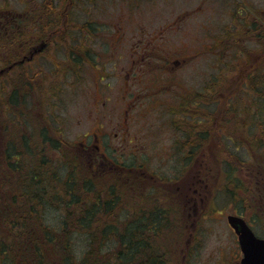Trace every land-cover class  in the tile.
Listing matches in <instances>:
<instances>
[{
    "label": "rangeland",
    "instance_id": "374dc122",
    "mask_svg": "<svg viewBox=\"0 0 264 264\" xmlns=\"http://www.w3.org/2000/svg\"><path fill=\"white\" fill-rule=\"evenodd\" d=\"M42 1L0 0V9L6 8L9 11L21 12L22 6L25 4H28L31 9L34 5L41 4ZM242 1H247L254 9L257 6L264 7V0ZM50 3L52 4V0ZM53 3L55 12L50 14L49 19L59 18L66 24H59V27L54 28L53 33L48 35L46 40H49V43H47L48 47L45 51H42L44 47L41 42L45 41L43 39L36 41L31 46L28 55L24 54L20 57L22 60H27L33 54L30 62L24 61V63L26 76L31 79V83L28 85L35 87L36 95L31 98L32 101L26 100L27 107L23 112L19 103L15 109L16 113L12 116L6 111L7 108L10 109L7 106L8 95L14 91L21 97L24 87L22 81H15L16 76H8L9 78L4 81L5 87H0V157L5 142L10 140L9 136L15 141L23 139L24 136L32 148L31 153L24 152V154L26 158L32 160L36 155L37 148L35 144L37 141H34V137L38 133L42 135L41 131L44 130L46 136L54 137L64 145L68 144L70 146L69 153L75 155L76 158V149L79 148V143L83 142L85 134H90L88 131L94 126L93 118L98 115L103 117L106 126L109 123L108 132L113 133V135L111 134L110 155L115 163V168L125 174L130 172L123 167L136 168V173L132 174L137 177H131V179H139V177L143 179L141 182L137 181L140 183L138 193L140 195L148 194V190L152 191V188L162 190L164 194L162 196L159 194L155 201L163 203L161 200H167L168 197L170 198V194L176 191V187L179 185L177 179L181 178L184 164L182 165L178 159H168L163 154L162 151L168 147L171 141L168 139L169 134L160 132L153 138H148L150 127L153 130L154 125L168 120L164 114L144 113V109L152 104L149 96L143 102H137L138 105L143 106L138 109V112L123 115L124 102L121 97L123 90L127 88L123 85V78L124 76H152L156 78L155 83L160 90L154 97L166 106L176 104L171 90L168 93H163L164 87L168 86L167 83H176L175 86L180 88L184 85L185 90H191L193 86L197 85L198 90L203 92L214 80L216 82V78L221 76L226 77V84L228 83L229 87L224 85L227 88L225 95L228 97L230 94L232 95V103L238 102V98H241L247 105L257 102L253 92L250 91L251 80L249 83L246 79L250 76H245L238 71L243 61L241 52L234 51L244 43V35L240 29L243 25L253 22L252 12L249 13L247 22L244 15H242L243 17L231 16L234 7L240 8V0H71L69 4L67 0H53ZM45 4L47 5V3ZM66 4L70 6L68 13L71 15L67 13L61 16L60 14L65 13L63 8ZM68 17H70L69 23H67ZM231 18L235 20L233 26H231ZM86 27H88V33ZM28 37L30 39V36ZM136 45H140V48H137ZM247 47L251 48L250 45ZM151 51L157 54L155 61L139 66L136 64V69L132 68V62L137 61L139 57L155 56L150 54ZM226 52H229L228 55ZM71 54L75 56L74 61L79 64L78 68L72 62ZM217 54H220L219 57ZM50 60H52L51 63H49ZM170 61L179 62V65L173 67L172 71L164 69L166 63ZM184 61H186L185 64H183ZM252 63V67L257 66V61ZM164 76L177 77L167 80L168 77ZM38 86H41L45 92L37 91ZM169 88L180 89L173 86ZM139 89L141 86L129 90L134 91V95L140 91ZM27 94L25 97L28 96ZM233 96L237 97L233 98ZM98 99L99 102L96 104L95 101ZM100 99L106 101L104 107L101 106ZM128 99L131 100V98ZM222 102L224 105L221 104L222 107H219L218 110L216 107L211 110L203 108L210 110L214 115L217 114L218 120L223 123L217 125L221 127V131L217 129L218 136L225 133L224 127H231L232 136L240 141L243 136L250 133L259 137L258 130L254 131L249 128L250 130L247 129L246 132L245 129H240V119H235L233 115H227L229 108L227 109L226 106L230 102L223 99ZM24 114L27 116H23ZM237 114L240 117L244 116L238 111ZM259 116L260 114H256L255 109L252 107L249 109L248 120L256 119ZM22 117L28 122L27 124L24 119H21ZM179 118L182 120V117ZM124 119L126 124L123 123ZM255 125L257 124L254 122L253 126ZM119 127L125 128L126 133L129 131L131 136L135 134V144H131V140L126 139L127 142H125L122 138L120 139ZM163 134L165 135L162 136ZM216 142L217 140L207 142L208 144L205 146L207 152L203 151V153H207L204 159L201 158L199 162H184L189 164L188 170L186 169L188 173L184 180L185 186L192 184L193 175L198 170L197 166H200V184H198L200 186V202L195 207L196 214L187 210L191 204H184L183 209L179 204V212L173 214V218L180 215L184 221L181 218V224L167 226L161 222L164 226H161L160 237L156 242L165 250L168 249V244L171 245L170 249L175 264H181V262L184 264H211L210 259L215 251L217 253V249L226 247L232 249L234 233L227 225L226 217L228 215L243 217L256 236L264 239L263 217L250 220L244 214L247 211L243 203L230 201V197L220 191L224 186V182L218 180L221 178L219 168L222 157L220 154L218 156L220 148ZM37 144H41V150L47 153L43 160L48 162L49 167L53 168L61 163L62 170L66 167L71 174L74 173L73 163L69 156L67 159L64 155L60 156L61 154L57 150H52L49 146L44 147L42 143ZM227 144L245 161V165L251 164L249 155L245 154L244 149L236 148L230 140H227ZM207 156L211 157L213 166L207 164L210 161V159L207 161ZM85 159L86 157L83 155L75 160L80 182L83 181V176L90 177L92 182L91 191L85 197L86 201L82 205H85L89 198H93L96 190H102L109 181L107 175L112 174V171L104 173L101 170L102 174L93 172L89 162ZM36 160L33 159L29 163L22 161L25 164L23 168L29 172L30 166L33 165L34 170ZM245 165L238 168L236 175H239L238 178L243 176L248 179L250 190H254L259 187L257 182L259 178L253 176L252 181L247 178L251 172L248 169L249 166L245 167ZM193 166L197 169L194 170ZM45 168L43 170L46 171ZM213 168H215L214 174H212ZM3 176L1 177L6 180L3 182L6 185L3 186V184L0 187L1 212L11 209L8 208L11 195H7L11 190L7 185L11 186L13 182L19 181L24 173L16 174L12 171L7 179ZM160 178L166 181H162ZM128 180L129 178L122 179V184L127 183ZM168 181H177V183L171 188L168 186ZM110 186L111 184L106 186V192ZM4 191L5 193H3ZM254 191L258 193L256 190ZM185 194L188 193L185 192ZM175 201L178 199L172 198V202ZM132 204L134 205V202ZM187 214L190 219H187ZM59 215L60 213L56 211L45 213L46 224L54 226L59 220ZM257 215L259 214L257 213ZM170 229L173 232V237L170 238L172 242L168 243L169 239H166V236L170 233ZM72 231L75 233H72L74 234L72 237L74 245L80 247L83 245L81 239L83 236H79L80 234H77L75 229ZM189 251L194 252L193 256L185 258L186 254L187 256L190 254Z\"/></svg>",
    "mask_w": 264,
    "mask_h": 264
},
{
    "label": "trees",
    "instance_id": "16d2710c",
    "mask_svg": "<svg viewBox=\"0 0 264 264\" xmlns=\"http://www.w3.org/2000/svg\"><path fill=\"white\" fill-rule=\"evenodd\" d=\"M50 2L51 0H44L39 12L27 14L23 21L18 22L22 27L19 34L17 32H0V70L3 72L0 74V87H5L4 81L9 78L8 76H16L15 81H22V86H24L21 97L14 91L8 95L7 106L10 109L7 108L6 111L12 116L16 113L15 109L19 103L23 112L27 107L26 100L32 101L31 98L36 95L35 87L28 85L31 83V79L26 76L25 63H21L22 52L28 55L31 46L36 41L46 40L48 35L53 33L54 28L59 27V24H66L59 18L49 19L50 14L54 13ZM67 2L69 4L71 0H67ZM67 13L60 15L63 16ZM68 15L71 14L68 13ZM69 21L70 17H68L67 23ZM238 49L241 51L240 47ZM74 57L73 55L71 60L78 68L79 64L75 63ZM51 62L52 60L49 63ZM69 68L71 69V66ZM246 79L249 83L251 80L250 91L253 92L257 102L247 105L241 98H238L236 104L232 103V95L230 94L229 97L225 95L227 91L224 86L226 77L221 76L216 78V82L214 80L203 92L196 90L198 94H191L187 103L182 104V108L176 112V118L173 120H177L180 124L183 123L181 125L191 133L200 131L201 153L207 152L205 148L207 142L217 140L216 143L220 148L218 156L220 154L222 157L219 168L221 178L218 180L224 182L220 191L227 194L230 201L243 203L247 211L244 214L250 220L258 219L261 216L264 219V76H250ZM227 87L229 86L227 85ZM37 91L45 92L41 86H38ZM25 94L28 96L25 97ZM236 97L233 96V98ZM222 99L230 102L226 106L227 109L229 108L227 115H233L235 119H240L239 128L245 129L246 132L249 128L254 131L258 130L259 137L250 133L243 136L240 141L232 136L231 127H224L225 133L218 136L217 129L221 131V127L217 125L223 123L218 120L217 114L214 115L210 110L215 107L218 110L219 107H222L221 104L224 105ZM251 107L260 116L248 120V111ZM237 111L244 116H238ZM179 117H182V120ZM21 119L25 120L23 117ZM254 122L257 125L253 126ZM25 123L28 122L25 120ZM41 133L42 135L38 133L34 137V141H37L35 143L37 157L34 155L32 160H37L34 170L31 165L29 172L23 168L25 164L22 161L32 162L24 154V152L31 153L32 148L24 136L18 141L9 136L10 140L5 142L3 147L0 157L2 162L0 165L2 172L0 187L6 181L2 179V175L7 179L13 171L16 174L23 172L24 176L19 181L13 182L11 186L7 185L11 190L7 194L11 195L8 203V208L11 209L0 211V264H175L170 249L171 245L168 244V249L165 250L156 240L160 237L159 231L164 224L165 226L181 224L180 215L173 218V214L179 212V204L181 206L180 192L174 191L170 194V198L165 197L167 200H161L163 203L160 204L155 201V198L159 194L162 196L164 192L152 188V191L148 190L146 199H142L138 193L139 182L143 181L142 177L131 179V177L137 176L132 173H122L119 169L114 168L111 170L112 174L107 175L109 181L102 190H96L93 198H89V201L82 205L86 201L85 197L91 191L92 182L90 177L86 176H83L82 182L78 179L80 176L78 177V166H76L75 160L77 157H81L80 149H76L75 158V155L69 153L70 146L68 144L64 145L54 137L46 136L44 130ZM227 140L232 141L236 148L244 149L245 154L249 155L251 164L245 165V161L228 147ZM37 143L57 150L61 154L60 156L64 155L67 159L69 156L73 163L74 173L71 174L64 165L65 169L62 170L61 163H58L56 167H49L48 162L43 160L47 153L42 151V145ZM206 152H204L205 156ZM209 159L207 164L213 166L211 157L207 156V161ZM185 162H193V159L185 160ZM244 165L245 167L249 166L248 169L251 172L247 178L251 181L253 176L259 178L257 181L259 187L254 188L258 193L250 190L248 179L243 176L238 178L239 175H236L238 168L244 167ZM123 168L130 170L129 167ZM185 170L184 176L188 173V169ZM214 171L215 168H213L212 174ZM93 174L95 175V173ZM124 178H129V180L122 184L121 180ZM138 180L139 182H137ZM160 180L166 181L161 178ZM176 183L177 181H168V186L172 188ZM108 184L111 186L106 192ZM175 197L178 201L172 202V198ZM134 209L137 212V217H135L137 221H133ZM51 211L60 213L59 220L54 226L46 224L45 213ZM72 229L77 230L79 236H83L81 238L83 245L80 247L74 245L72 237L75 233ZM172 234L170 229V233L166 236V239H169L168 243L172 242L170 239L173 237ZM181 264L184 263L181 262Z\"/></svg>",
    "mask_w": 264,
    "mask_h": 264
},
{
    "label": "flooded vegetation",
    "instance_id": "af4514ba",
    "mask_svg": "<svg viewBox=\"0 0 264 264\" xmlns=\"http://www.w3.org/2000/svg\"><path fill=\"white\" fill-rule=\"evenodd\" d=\"M241 1L240 8H233V13L231 16H242L244 15V19L247 22L249 13L252 12L251 16L253 19V22L250 24L243 25L240 31L244 35V43L241 47V51H239L238 48H236L234 51H239L241 52L242 59L243 61L241 62V66L238 69V71L241 72V74H245V76H264V7L261 8V6H257L256 9H254L252 6L249 5L247 1ZM44 3V0L42 1ZM41 4H36L34 5L33 8L29 9L28 4H25V6H22V11L21 12H13L7 10L6 8H1L0 9V32H17L19 34L22 30L21 25L18 23L20 21H23L24 18L26 17L27 14L30 13H35L39 12L41 9ZM7 6V5H6ZM51 6L54 7V3L52 0ZM263 6V5H262ZM69 5H65L63 8V11L67 13L70 11ZM232 7V6H231ZM230 7V10H231ZM9 8V7H7ZM55 12V10H54ZM243 17V16H242ZM235 20L231 18V26H233ZM86 27V32L88 33ZM235 39L233 40V42ZM218 42V41H217ZM220 42V41H219ZM47 43L49 41L45 40L44 42H41L43 45V50H46V47H48ZM51 43V42H50ZM245 44L250 45L251 48L245 46ZM137 48H140V45H136ZM154 47V46H152ZM155 48V47H154ZM254 48V49H253ZM152 49V48H151ZM243 50V51H242ZM152 52V51H151ZM229 52H226L228 55ZM152 55H155L153 57L148 56L146 57H139L137 61L132 62V68L136 69V64L142 65L143 63H149L151 61H155L156 53H150ZM22 55L24 53L22 52ZM220 54H217L219 57ZM230 56V55H229ZM257 61V66L252 67V62ZM186 61H184L183 64H185ZM179 65V62L176 61H170L167 62L166 65L164 66V69L166 70H174L173 67H176ZM104 72V69H103ZM161 77V76H160ZM168 77L167 80H172L175 79L177 76H164ZM196 77V76H195ZM103 78V77H102ZM101 81V80H100ZM156 78H153L152 76H124L123 78V85L126 86L127 88L123 90V95L121 99L123 98L124 102V111L123 115H130V113L138 112L139 108H143L142 105H138L137 102H143V100L149 96L151 104L148 108L144 109V113H160L164 114L167 116L168 120H165L164 122H159L158 124L154 125V129L150 127L151 131L149 132V137H152L156 134H159L160 132H165L166 134H169V138L171 141L168 144V147L165 148L163 154L167 156L168 159H178L180 163L183 165L184 164V170L186 165L189 167V164H185V160L193 159V162H199L201 158H205V154L201 153L200 149V141H199V133L200 131L197 132H189L187 131L184 126H182L180 122L177 120H173L176 118V112L182 108V106L187 103V101L190 99V95L193 94H198L196 90L199 89V87L196 85L191 88V90H185L186 87L183 85L182 88L179 86H175L176 83H167L168 86L166 85L164 87L163 93H168L169 90H171L172 95L174 96V100L176 101L175 105H164L160 103L159 99L154 97L156 92H158L160 89L155 83ZM136 86H141V89L138 93H135L133 95L134 91H130V88L136 87ZM170 86L173 87H178L181 89H173L169 88ZM161 93V92H159ZM192 95V96H193ZM128 98H131L129 100ZM99 102V99L95 101L97 104ZM101 106L104 107L105 105V100L100 99ZM183 104V105H182ZM145 107V106H144ZM101 118V119H100ZM103 117L100 116H94L93 121H94V126L91 128L88 132L90 134H85L84 135V140L83 142L79 143V149H80V154L81 156H85L86 159L85 161L89 162V166L93 172H100L102 174V171L108 172L113 170L116 166L114 161L111 158L110 155V143H111V134L113 133L108 132L110 129L109 123L107 126L105 125ZM123 123L126 124V120H123ZM193 125V123H190ZM189 125V124H187ZM118 131H120V139L122 138L125 142L127 140H131V144H135V134L131 136V134L126 133V129L123 127H119ZM163 134L162 136H164ZM128 136V137H127ZM134 141V142H133ZM120 144H123L120 142ZM197 166V165H196ZM198 170L194 173L193 175V183L190 185L185 186L184 185V180H185V172L183 170L180 181L183 182L182 185H178L176 187V192H180L181 195V209L184 208V204L188 205L191 204V207H189L187 210H191L192 213L195 215L196 214V205L199 204L200 202V171L199 168L200 166H197ZM195 166H193V169H197ZM102 170V171H101ZM136 168H130L128 170L130 173L134 172L136 173ZM194 172V171H193ZM179 180V177H178ZM190 186L187 190V187ZM183 189V190H182ZM157 190V189H156ZM182 190V191H181ZM157 191H162V190H157ZM163 192V191H162ZM187 192L188 194H185ZM147 194H143L140 196L142 199H146ZM174 213V211H173ZM137 212L134 210L133 212V221H137L135 219ZM140 217V216H139ZM187 219H190L189 214H187ZM183 217H180V219ZM179 219V220H180ZM233 241V240H232ZM190 254L186 257L193 256L194 252L191 253L192 251H189ZM242 259V254L239 249L237 237L234 235V241H233V248L230 249L228 247L226 248H221L217 249V253L215 251V254L212 255L211 257V264H240V260ZM188 262V260H187Z\"/></svg>",
    "mask_w": 264,
    "mask_h": 264
},
{
    "label": "water",
    "instance_id": "95a60500",
    "mask_svg": "<svg viewBox=\"0 0 264 264\" xmlns=\"http://www.w3.org/2000/svg\"><path fill=\"white\" fill-rule=\"evenodd\" d=\"M3 73L0 71V74ZM227 223L238 238L242 253L240 264H264V240L257 239L245 221L236 216H228Z\"/></svg>",
    "mask_w": 264,
    "mask_h": 264
}]
</instances>
